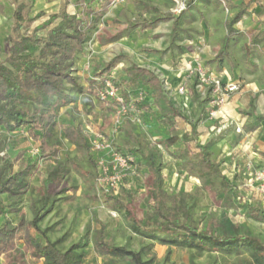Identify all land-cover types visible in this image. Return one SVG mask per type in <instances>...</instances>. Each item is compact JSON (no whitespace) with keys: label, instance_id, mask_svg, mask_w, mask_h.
<instances>
[{"label":"trees","instance_id":"1","mask_svg":"<svg viewBox=\"0 0 264 264\" xmlns=\"http://www.w3.org/2000/svg\"><path fill=\"white\" fill-rule=\"evenodd\" d=\"M10 1L15 8L8 36L9 47L6 57L0 60V138L4 134L13 135L25 129L28 136L39 143V153L16 171H12V168L22 158L21 153L13 160L0 158V216L18 213L17 204L25 195L30 197L32 212L29 221L20 215L14 223L8 221L0 224V264H27L28 258L41 261L42 264H87L85 248L88 240L85 236L62 251L58 242L48 239L45 230L39 225L57 200V189L68 175L67 163L84 183L88 182V178L93 179L95 194L92 198L115 212L135 235L168 248L237 257L231 264H264V240L259 234L252 233L244 225L229 221L222 227L213 218L204 221L193 212L191 193L166 190L161 165L162 150L169 151V155L180 162V169L184 174L198 180V193L209 192L220 196L224 208L244 207L247 217L264 223V205L258 202H241L234 183L222 173L220 164L212 157L211 145L199 142L195 125L188 115L175 106L164 90L163 81L152 70L137 64L125 69L134 84L143 83L151 88L152 103L159 112V124L168 126L173 131L174 121L181 119L190 128L180 136L170 135L154 142L146 133L135 128V122L129 116L118 125V136L112 141L114 150L122 155H133L138 170L145 168L144 192L140 196L135 197L125 190L113 192L99 185L97 164L82 122L72 119L64 126L58 124L60 110L66 106L75 107L81 95L100 101L98 91L105 80L110 78L115 59L86 78L83 83L80 82L82 78L74 73L73 67L97 23L114 0H76L78 9L74 13L63 11L53 14L30 33L24 31L30 18L23 14L21 5H16L15 0ZM193 1L187 0L182 11ZM251 4L264 9V0H249L226 20V34L212 62L219 64L226 61L235 67L230 43L237 38L247 40V35L236 30L234 25ZM214 5L227 7L229 2L215 0ZM144 9L159 13L157 9L145 5ZM170 19L172 15L164 13L155 16L153 21ZM57 20V24L52 25ZM43 30L44 34L38 33ZM119 38L120 33L109 38L99 36L101 45ZM263 48L264 29L257 31L248 41L244 60L255 55L264 62ZM114 83L121 91L119 84ZM121 94L126 101L127 95L122 91ZM87 101L84 100L82 108L90 114ZM100 102L103 110L112 115L116 113L115 103ZM257 120H264V114L257 117ZM62 140L71 145L79 159L95 171H85L80 163L67 157L59 160ZM39 162L47 164L46 176L42 179L36 196H32L31 179L39 174ZM141 204H145L149 210L141 212L139 216ZM95 222L99 228L94 233L93 250L104 259L103 264H120L121 261L127 264H153L154 258L144 260L141 251L112 243L106 238L105 224L96 218ZM170 253L167 252L166 261Z\"/></svg>","mask_w":264,"mask_h":264},{"label":"rangeland","instance_id":"2","mask_svg":"<svg viewBox=\"0 0 264 264\" xmlns=\"http://www.w3.org/2000/svg\"><path fill=\"white\" fill-rule=\"evenodd\" d=\"M138 2V3H136ZM147 3L151 6L159 8L160 12L169 13L173 16H180L184 11H178L184 6L186 0H114L107 13L97 23L95 30H93L92 36L85 45L84 52L80 55L81 59L78 63H75L73 69L74 73H78L77 76L82 78L81 83L92 76L95 72L101 70L105 65L115 59V66L111 69L109 77L119 84L122 93H128L131 95L130 100L127 98L126 102L130 105V110L127 116L131 118H139L138 123H134L135 128L139 132L147 134L148 138L155 139L150 131L151 125H144L143 118L148 115L150 120H155L157 111L151 110V88L143 84H134L133 81L127 76L125 69L132 64L148 68L152 70L163 81L164 90L168 97L179 107L184 113L189 116L193 115L195 110L193 104L182 103V101H175V96L179 95V88L183 87L188 90V94L193 96H199L203 85L199 81V77L196 74L197 68L202 66L206 70V76L210 75L215 77L208 69L211 67L210 60L208 58L219 47L218 43L209 39L204 45L206 47L207 55L197 56V58L191 59L187 65L183 67L181 58H174L170 60L169 51L178 53L175 48L178 35L189 36L195 34V31L191 27H186V31L178 29L177 34L173 32L172 21H162L155 23L152 27H148L141 24L142 18H148L154 15L153 12H142V7H137L136 4ZM16 5H21L24 15H28L30 20L25 24L24 31L27 33L32 32L42 21L49 18V16L63 11L74 13L78 6L76 0H15ZM146 4V5H147ZM15 5L10 0H0V60L6 57V51L9 47L8 36L10 32V26L12 22V14ZM222 13H218L213 18H222L225 20L229 17L231 11L230 8L226 9L223 6L219 9ZM201 11V12H200ZM199 12L193 11V15H186L184 18L188 20H200L207 21V24L213 20L214 29L213 36L220 37L221 33H225L224 26H219L215 23V20H211L212 13H208L207 9L203 8ZM144 15V16H143ZM183 18L181 19V21ZM55 21L52 25H56ZM213 27V26H212ZM211 27V28H212ZM182 32H185L184 34ZM39 34H44L45 30L38 31ZM120 33L127 38H119L118 40L109 43L107 45H101L99 36L106 38L115 36ZM179 33V34H178ZM231 46L236 47L238 55L244 54L246 51V45L244 39L237 38L231 41ZM182 46V45H179ZM188 47H194L195 44L187 45ZM195 49L196 46H195ZM240 63L241 60L237 58ZM251 62L253 60H250ZM170 67V70L177 71L180 75H177V81L175 83H168L167 76L162 68ZM190 64V65H189ZM189 66V67H188ZM190 68V69H189ZM192 71V72H190ZM184 74V75H182ZM182 79H181V78ZM180 79V80H179ZM179 82V84H177ZM150 92V95H149ZM186 94V93H185ZM184 95V94H183ZM141 96V100L138 98ZM87 99L88 110L90 114H87L83 108V100ZM184 100V98H183ZM184 102V101H183ZM180 103V104H179ZM216 105V104H215ZM101 102L97 98H87L85 95H81L75 105L63 107L59 112L58 124L64 126L75 119L77 122H82L89 143H92L93 134L98 132L103 134L108 140H116L118 136V127L115 124V114H111L101 107ZM215 109V108H214ZM215 111V110H214ZM197 112V109L196 111ZM196 114V113H195ZM100 115L104 117H99ZM147 123V122H146ZM184 122L181 120H175L174 135L180 136L185 129ZM150 130V131H149ZM39 143L32 140L25 129H21L13 135L4 134L0 138V158L13 160L18 153H21L22 158L16 162L12 168V171H16L24 163L33 160L35 155L32 152L38 148ZM173 148V147H172ZM172 148L170 150H172ZM162 150V149H161ZM91 153L97 164V177L98 184L103 183V178L106 174L103 172L104 165L100 164V157L94 153L91 148ZM65 157L70 160H75L85 171L93 173L94 168L85 164L82 159H79L78 154L65 140H62V144L59 147V160H63ZM103 162L110 161L109 155H103ZM180 162L174 160L169 151L162 150L161 165L162 173L164 176V186L169 192L184 191L192 194V209L194 214L199 215L204 221L213 218L219 224L220 227L226 222L232 224H240L246 226L254 234H259L264 240V223L255 221L247 217L246 209L244 207L237 209H227L221 205L220 196L205 192L198 193L196 190L198 184L195 181L187 179L185 174L180 171ZM46 165L43 162L38 163L39 174L35 175L31 179L32 191L31 195L36 196L37 191L40 188L42 179L46 176ZM53 165V163H50ZM69 168L66 179L61 182L56 195L57 200L53 203L52 207L45 213L42 221L40 222V228L45 230L46 236L51 241H57L58 247L64 251L70 248L73 244L77 243L79 239L85 236L88 240V244L85 248V262L87 264H103L105 261L103 258L97 256L93 250V239L95 230L99 228V225L95 222V218L102 224H105L106 238L112 243L117 245H126L135 251H141L144 260L154 258L153 264H231L237 257L233 255L221 254V253H201L198 254L195 251L180 250L175 248H168L167 246L160 245L155 242H151L148 239L141 238L130 231L126 223L123 222L120 217L110 209L106 208L102 203L95 201L92 196L95 194V185L92 178H88V182L84 183L79 174L67 163ZM83 169V170H84ZM145 168L138 170L137 166L131 167L126 173L124 179L119 182V190H125L130 192L133 196L138 197L144 192L143 186V173ZM238 192L239 198L243 203H264V200L258 196L254 189L247 182V177L237 179L234 183ZM102 186V185H101ZM103 187V186H102ZM104 188V187H103ZM67 189L68 191H63ZM105 189V188H104ZM63 191V192H62ZM7 201V198L5 197ZM30 197L25 195L20 199L17 204L19 208L18 213L5 214L0 216V224L4 222H16L20 215L29 221L32 218V212L30 210ZM148 207L145 204L140 205L141 212L148 211ZM170 251L168 260L166 261L167 252ZM27 264H42L41 261L34 260L32 258L27 259ZM120 264H127L121 261Z\"/></svg>","mask_w":264,"mask_h":264},{"label":"crops","instance_id":"3","mask_svg":"<svg viewBox=\"0 0 264 264\" xmlns=\"http://www.w3.org/2000/svg\"><path fill=\"white\" fill-rule=\"evenodd\" d=\"M214 1L215 0H194L193 3L186 9V12L180 16L172 15V19L170 20H158L156 22L153 21L154 17L158 16L159 14H164L165 12H160L159 8L156 6H151L145 2H140L143 4L141 5L143 13L151 12L145 11L144 5L155 8L159 12L154 13V15L149 17V19L142 18L140 25L152 27L158 22L172 21L171 29L176 34L179 28L182 31H186V27H191V29L195 31L194 36L193 34L192 36H186L182 34L177 36L179 37V40L175 46V48L178 50L177 55L175 52L171 50L169 51L170 60H173L176 57L181 58L183 67L187 65L191 59L197 58V56H203L204 58L206 57L208 50H206L204 45L207 44L206 42L209 39L211 40V43H218L220 40L219 47L213 51V54L210 56V58H208V61L210 60L212 63L210 64L211 67L208 69H210L211 73L218 77L223 84L236 83L239 85V89L224 97V103L221 105L214 104L213 101L216 97V94L214 93L211 85L203 86V88L200 90L199 96H193L192 99L189 96L187 89L185 92L186 94L184 93L183 95L179 93V95H176L174 99L175 101H182V103L186 102L188 104L194 105V116H189L186 113L185 114L189 116L191 122L196 127L199 142L201 144L208 143L211 145L212 157L220 164L222 173L229 180L235 183L237 179L244 180L246 178L245 171L247 165H252L254 168H264V120H257V117L264 114V62L258 59L255 55L252 58L244 60L246 51L244 52L243 56L238 55L237 51L235 50L236 47L234 48L231 45L230 52L235 59V67L226 61H223L219 64L212 62V59L219 51L222 44V39L226 34V20L229 19L249 0H226L229 2V5H227L226 9L230 8L231 13L225 20L222 18V14L220 15V18H213L214 15L222 13L219 9L223 8V6L215 7ZM136 5L137 7H140V4ZM203 8L207 9L208 13H212L211 20L214 19L216 24L218 23L219 26H224L225 33L222 32L220 37L213 36L215 35L213 28L216 27L212 24L213 20L209 25L207 24V21L203 22L200 20H188L184 18L186 15L191 14L192 16L194 10L199 12ZM182 18L183 20L181 21ZM174 20L176 21V25H174ZM234 28L247 35V40H244L247 48L248 41L257 33V31L264 29V9H262L257 4H251L247 8V11L242 16V18L234 25ZM182 33L184 34L185 32ZM124 36L127 38V33H125L123 36L121 34L120 37L123 38ZM191 44H195L197 49H195V46H187ZM237 58L241 60L240 63L238 62ZM80 59L81 57L79 56L76 63H78ZM250 60L253 61L251 62ZM253 65L255 66L254 68L251 67ZM160 67L162 68L163 72L168 75V83L172 84L177 81L176 77L177 75H180V73L177 71L172 72L170 67L167 69V67H164V64H162ZM78 73L76 72V74ZM177 84H179V82H177ZM145 86L147 87L146 89H149L148 85ZM125 94L130 100L131 95L128 93V91H126ZM150 100L152 101L151 96ZM150 108L153 111H157L156 119L152 121L150 120L149 116L146 115L143 118V121L146 128L148 127L147 125H151L152 129L149 131L153 137H157L156 141L159 139H165L170 135H174L173 131L168 126L159 124V112L157 108L153 106L152 102ZM196 109L197 112H195ZM184 125L186 128L183 132L188 131L190 128L189 125L185 122ZM180 171L182 172L181 169ZM185 176L187 179L195 181L199 185L198 180L195 178L189 177L186 174Z\"/></svg>","mask_w":264,"mask_h":264},{"label":"built area","instance_id":"4","mask_svg":"<svg viewBox=\"0 0 264 264\" xmlns=\"http://www.w3.org/2000/svg\"><path fill=\"white\" fill-rule=\"evenodd\" d=\"M123 1V0H117ZM184 8L181 7L178 11H182ZM190 65V64H189ZM189 67V66H188ZM190 69V68H189ZM192 72V71H190ZM196 74L199 77V81L203 86H212L216 97L214 99V104L224 103V97L228 94L235 92L239 89V85L236 83L223 84L218 77L206 76V70L202 66L197 68ZM186 89L183 87L179 88V93L184 94ZM97 97L103 102H113L117 105L115 113V124L118 125L123 121L124 118L128 117L127 113L130 110V104L123 98L119 87L108 78L105 80L103 87L98 91ZM141 96L138 98L140 101ZM133 122L138 123L139 118H131ZM92 151L98 154L100 157V164L104 165L103 172L106 174L103 178V183H100L106 190H111L113 192L119 191L122 179H124L126 173L135 165V157L133 155H122L114 150L111 140H108L103 134L98 132L93 134V140L90 144ZM158 148H161L158 146ZM39 153V148H36L32 154L37 155ZM103 155H109L110 161L103 162ZM247 182L249 187L254 189V192L264 200V168H254L252 165L246 166L245 171ZM243 203V202H242ZM264 205V203H261Z\"/></svg>","mask_w":264,"mask_h":264}]
</instances>
